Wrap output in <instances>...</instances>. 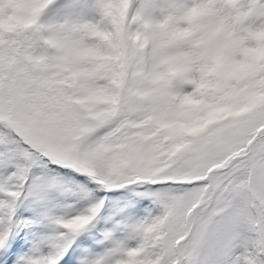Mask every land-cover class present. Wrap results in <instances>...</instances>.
Instances as JSON below:
<instances>
[{"label":"snow or ice","instance_id":"6c2138e0","mask_svg":"<svg viewBox=\"0 0 264 264\" xmlns=\"http://www.w3.org/2000/svg\"><path fill=\"white\" fill-rule=\"evenodd\" d=\"M0 264H264V0H0Z\"/></svg>","mask_w":264,"mask_h":264}]
</instances>
